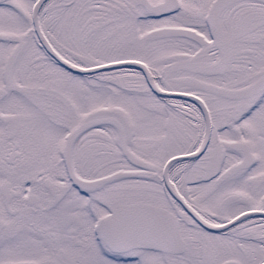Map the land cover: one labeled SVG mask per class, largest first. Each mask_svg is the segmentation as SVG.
<instances>
[{"label":"snow or ice","instance_id":"obj_1","mask_svg":"<svg viewBox=\"0 0 264 264\" xmlns=\"http://www.w3.org/2000/svg\"><path fill=\"white\" fill-rule=\"evenodd\" d=\"M0 264H264V0H0Z\"/></svg>","mask_w":264,"mask_h":264}]
</instances>
